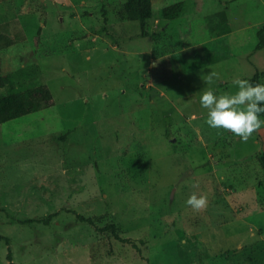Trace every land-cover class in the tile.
<instances>
[{
  "label": "rangeland",
  "instance_id": "obj_1",
  "mask_svg": "<svg viewBox=\"0 0 264 264\" xmlns=\"http://www.w3.org/2000/svg\"><path fill=\"white\" fill-rule=\"evenodd\" d=\"M126 1L0 0V96L47 85L68 132L19 140L0 127V264H264V130L242 142L199 103L207 87L235 93L257 71L264 82V0H186L145 31ZM222 10L211 40L183 46L188 21ZM193 192L206 210L186 204Z\"/></svg>",
  "mask_w": 264,
  "mask_h": 264
},
{
  "label": "trees",
  "instance_id": "obj_2",
  "mask_svg": "<svg viewBox=\"0 0 264 264\" xmlns=\"http://www.w3.org/2000/svg\"><path fill=\"white\" fill-rule=\"evenodd\" d=\"M185 2L186 0H127L123 8V17L128 20L139 21L142 30L145 31L147 21L151 19L156 11H161L167 19H173L183 11ZM228 21L227 10L190 20L181 28V42L185 47L206 43L212 39L214 32L221 30ZM144 34L146 35L147 32H144ZM238 34L240 44H244L246 38L243 35L245 31H240ZM232 37L230 36V38ZM257 38L259 41L255 47L256 51L264 48V27L257 32ZM1 40L8 43L10 39L0 36ZM3 80V78H0V87L4 86ZM246 80L253 84L264 83L260 78L259 71ZM164 116L166 122L165 135L168 137L170 135L171 119H168V114ZM260 117H264V113L260 114ZM0 127L3 132H7L10 128L14 129L15 137L19 140H28L35 136L52 133H62V140H66L68 134L65 131L63 119L53 93L47 85L34 86L22 91H11L6 95L0 96ZM258 159L264 170V155L260 153ZM263 185L264 183L261 186L264 187ZM260 206L264 209V200ZM74 213L77 215L78 221L89 223L98 228L94 217H85L79 213ZM54 216L55 214H52L47 219L34 218L26 222L48 224ZM98 229L102 232H109L122 242H130L129 239L121 237L118 227L114 223H108L105 227ZM0 240L10 243V239L3 235H0ZM10 252L9 258H11ZM157 264L165 263L159 261Z\"/></svg>",
  "mask_w": 264,
  "mask_h": 264
},
{
  "label": "clouds",
  "instance_id": "obj_3",
  "mask_svg": "<svg viewBox=\"0 0 264 264\" xmlns=\"http://www.w3.org/2000/svg\"><path fill=\"white\" fill-rule=\"evenodd\" d=\"M216 79V72L204 76V82L209 86ZM233 84L238 86L235 93L217 95L213 88H204L199 103L207 110L208 126L229 131L242 142H247L253 134L264 130V119H260V114L264 113V83L253 84L249 80L235 78ZM186 204L199 212L207 209L209 199L205 193L193 192Z\"/></svg>",
  "mask_w": 264,
  "mask_h": 264
},
{
  "label": "bare ground",
  "instance_id": "obj_4",
  "mask_svg": "<svg viewBox=\"0 0 264 264\" xmlns=\"http://www.w3.org/2000/svg\"><path fill=\"white\" fill-rule=\"evenodd\" d=\"M8 248V247H7Z\"/></svg>",
  "mask_w": 264,
  "mask_h": 264
}]
</instances>
